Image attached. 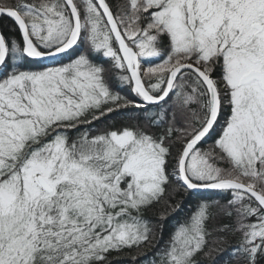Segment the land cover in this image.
<instances>
[{
	"label": "snow or ice",
	"instance_id": "obj_1",
	"mask_svg": "<svg viewBox=\"0 0 264 264\" xmlns=\"http://www.w3.org/2000/svg\"><path fill=\"white\" fill-rule=\"evenodd\" d=\"M0 264H264V0H0Z\"/></svg>",
	"mask_w": 264,
	"mask_h": 264
},
{
	"label": "trees",
	"instance_id": "obj_2",
	"mask_svg": "<svg viewBox=\"0 0 264 264\" xmlns=\"http://www.w3.org/2000/svg\"><path fill=\"white\" fill-rule=\"evenodd\" d=\"M215 195V193H211V192H208V193H205L204 196L205 197H211ZM201 197H196V196H193V197H190L187 201H186V204L188 205H192L194 206L197 202L198 199H200Z\"/></svg>",
	"mask_w": 264,
	"mask_h": 264
}]
</instances>
